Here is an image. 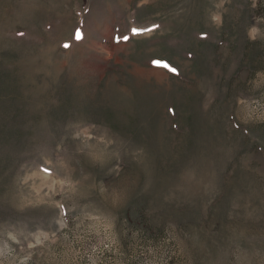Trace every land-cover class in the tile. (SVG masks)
Returning <instances> with one entry per match:
<instances>
[{"label":"rangeland","instance_id":"rangeland-1","mask_svg":"<svg viewBox=\"0 0 264 264\" xmlns=\"http://www.w3.org/2000/svg\"><path fill=\"white\" fill-rule=\"evenodd\" d=\"M0 264H264V0H0Z\"/></svg>","mask_w":264,"mask_h":264},{"label":"snow or ice","instance_id":"snow-or-ice-1","mask_svg":"<svg viewBox=\"0 0 264 264\" xmlns=\"http://www.w3.org/2000/svg\"><path fill=\"white\" fill-rule=\"evenodd\" d=\"M80 37L79 36H77V39H79ZM119 39V38H118ZM123 39H127V37H124ZM65 47H68V45H65ZM173 71H175L174 69H173Z\"/></svg>","mask_w":264,"mask_h":264}]
</instances>
